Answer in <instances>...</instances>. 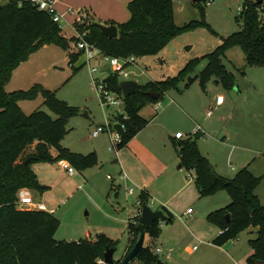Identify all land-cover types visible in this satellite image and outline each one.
Instances as JSON below:
<instances>
[{
  "label": "trees",
  "instance_id": "obj_1",
  "mask_svg": "<svg viewBox=\"0 0 264 264\" xmlns=\"http://www.w3.org/2000/svg\"><path fill=\"white\" fill-rule=\"evenodd\" d=\"M173 2L132 0L128 5L130 18L127 21L119 24L109 22L119 28V35L114 38L104 34L90 14L84 16L82 22L76 21L75 27L80 32L86 31L87 40L111 56L157 54L185 29L206 22L193 20L184 26L178 25ZM236 20L241 24V29L225 37L215 50L204 56L208 60L207 66L199 76L190 77L187 86L199 77L201 85L205 87L206 82L215 77L232 88L235 85V74L227 69L223 58L235 46L243 49L247 66L264 65V1L245 0ZM76 39V36L72 37V40ZM52 43L64 48L70 45L69 38L63 35L62 25L55 22L51 14L40 10L30 0H10L0 6V264H106L107 247L116 250V243L110 237L103 234L96 241L88 238L78 241L57 240L56 233L61 222L55 213L17 206L18 191L21 188L27 187L42 193L50 188L40 182L33 167L35 162L67 159L78 169H87L99 162L96 152L78 153L63 145L70 131L69 121L78 114V107L59 98L56 90L46 89L40 84L29 90H6L14 69L34 51ZM80 55L71 53V64ZM199 62L200 58L191 60L177 76L140 84L138 90L130 96L123 94L117 73L112 71L103 78L107 88L121 96L124 102L126 114L120 115L116 125L122 135L119 149L127 146L148 125L149 120L140 114L141 110L148 103L160 101L168 91L180 90L181 80ZM244 69L242 73H245ZM148 91L159 92L160 99L149 96ZM40 92L45 99L44 105L58 117H53L42 107L30 113L22 109L19 104L21 100L35 98ZM33 144L35 150L24 157ZM179 146L181 165L194 172L200 197L225 190L232 198L228 205L211 212L207 217L221 231L213 242L222 246L237 238L243 230L255 228L257 236L250 239L253 253L249 261L264 264V203L256 193L261 178L248 168L241 169L233 177L219 173L210 158L201 151L198 135L182 140ZM28 158H31L29 163L26 162ZM145 191L143 189L139 195L142 205L144 202L150 203ZM165 210L167 217L151 226L141 223L137 215L128 219L130 246L127 255L143 232L151 240L150 244L143 246L131 264H167L155 251L162 224L174 221L173 213ZM228 214L232 215L230 221L227 219ZM123 260H116V264H121Z\"/></svg>",
  "mask_w": 264,
  "mask_h": 264
},
{
  "label": "rangeland",
  "instance_id": "obj_2",
  "mask_svg": "<svg viewBox=\"0 0 264 264\" xmlns=\"http://www.w3.org/2000/svg\"><path fill=\"white\" fill-rule=\"evenodd\" d=\"M9 1L0 0V5L7 4ZM120 1L122 3L119 6V13L123 11L130 13L128 5L132 0ZM82 2L83 0H63L61 5H58L59 10L63 13L65 12L60 24L63 27V35L70 40L69 47L64 48L52 43L34 51L32 54L40 53L39 55H45L44 61L46 65L52 63L46 66L49 69L44 70L42 73H36L38 68L43 65L41 60V63L38 64L37 60L36 64L31 66L28 74L24 70V73L19 78L18 74L13 77L16 71L14 69L10 81L7 83L9 85H6V90L11 92V88L19 84H23L26 90L31 89L34 85L32 86L26 80H23L27 76L29 81L31 80L33 83L38 81L42 86H48L52 90H56L59 98L79 108L78 114L72 116L69 121L70 131L65 136L63 145L71 148L74 152L83 154H88L99 146L100 154L98 155L100 162L87 169L75 167L76 171L74 174L64 170L57 161L35 162L34 167L37 169L41 181L50 184L51 188L43 193L33 189L31 191L35 201H44L49 208L56 210L55 216L61 222L56 233L57 240L98 239L100 235L104 234L115 241L114 259L119 260L125 254L129 242L128 219L136 213L138 196L142 189L145 188L131 176L126 166L121 165L125 157L121 156V153L123 150L126 151L128 147L138 149L141 143L139 141H142L146 135L141 136L135 142L131 141L132 144L131 142L129 143L131 145L120 149L119 155L109 149L112 144L109 132L106 131L99 137H93V132L98 126L110 123L116 128L120 115L126 113L123 99L121 98L120 100L116 97L117 100L122 102L119 107L112 104L106 107L102 106L89 64L84 63V55L72 64L69 62V59H71L69 55L73 52H79L76 40H72L73 36L79 34V31L74 26L80 15L79 11L85 13V16L90 14L87 11V5ZM244 2L245 0H202L199 2L174 0L175 21L178 25L184 26L193 20H205V24L185 29L157 54L137 57V65L127 68V70L135 69L139 72L145 70L146 73L142 76L131 75L130 79H135L140 84H146L149 80L174 77L180 73L188 62L195 58H200V62L194 70L181 80L179 84L180 90L176 89L171 94L165 93L163 95L161 101L164 102V105L169 101V95L185 93L192 96L197 91H201L205 97L208 96V98L204 99H211L213 94L218 93H222L228 99H230L232 93L239 98V88L246 80L244 75L240 74L238 63L233 62L226 55L223 61L228 69L235 73V85L232 88L223 84L222 81H217L215 77L206 82L205 89L200 84L199 77L193 85L187 86L186 84L190 77L195 78L204 71L208 63L207 58H204L205 54L215 50L225 37L241 29V24L236 18L243 8ZM90 15L97 22H100L98 21L100 19L95 15L92 13ZM47 46L49 48H46ZM229 50L232 53L230 56L236 59L243 49L240 46H235ZM29 58L22 63L28 61ZM97 65L101 67L100 63H97ZM109 73V69L101 68L95 78H105ZM118 78L120 81L124 80L121 74L118 75ZM215 91L217 92L215 93ZM26 100H31V104L24 105L23 110L25 112H32L39 106H43L42 108L53 117H58L55 112L44 105V96L41 92L35 98ZM158 102H155L154 106ZM205 104L202 105L201 112L204 110ZM197 109L200 111L199 107ZM209 109L211 107L206 108L207 111ZM214 114L215 118L218 115L217 109L214 110ZM167 124L173 128L174 132L178 127L176 121L171 119L168 122H162L160 127L151 126L149 132L155 140L152 142L157 146L159 145L161 151L164 150L167 153V157L171 159L172 157H177L179 153L177 145L173 144L169 137L171 129L164 127ZM179 130L186 137L187 128L179 126ZM217 134L208 133L207 135H201L198 137V142H202L205 145L217 144L213 140V136L216 137L218 136ZM196 136L194 134V137ZM222 137L223 135H220L219 139L221 140ZM34 150L35 144L30 145L24 157L31 154ZM138 153V158L133 159L138 162V167L143 170V173L147 174L154 171L153 174H158V178L150 188L153 194V199L150 201L151 206L158 208L164 205V200L172 198V204L175 207L176 218L174 223L171 225L163 223L162 227L164 228L163 231L170 229L172 231L171 236L178 237L176 243L175 241L172 243L176 246V251L172 252L169 248L161 246L163 252L159 253V256L163 261L167 262V264H262L251 262L248 259L252 252L250 239L257 236L255 228L245 229L237 238L227 242L231 243L232 246H236L238 250L235 261L227 260L221 250L209 246L189 233L190 230H198L201 223H206L207 215L211 210L232 201L227 191L222 190L219 194L200 198L198 187L194 182H191L193 179V176H190L191 171L185 167L180 168V159L170 168H161L159 161L148 152L139 150ZM117 158H122V160L115 162ZM122 171H125L130 178L129 186L135 187V192L132 195L128 194L127 183L121 177ZM109 174L114 177V180L108 178ZM186 183H189L188 186H185ZM188 207L195 211L191 217L183 214ZM192 218L195 219L190 222L189 220ZM150 243V237L146 236L145 244ZM191 248L193 249L192 251L190 250Z\"/></svg>",
  "mask_w": 264,
  "mask_h": 264
},
{
  "label": "crops",
  "instance_id": "obj_3",
  "mask_svg": "<svg viewBox=\"0 0 264 264\" xmlns=\"http://www.w3.org/2000/svg\"><path fill=\"white\" fill-rule=\"evenodd\" d=\"M62 1L63 0H60L58 5L59 4L61 5ZM82 3H85L87 5L88 7L87 11H89L90 14L92 13L93 15H95L97 18L100 19L98 21H100L101 23H105L107 25H110L109 23L110 21H113L116 24H119V23H123L127 21L130 18V13H127L126 11L119 13V6L122 3L120 0H83ZM46 48H49V46H47ZM39 54L40 53L32 54L28 61L20 64L19 67L16 68V71L13 77H16L17 74H18V78L21 77L22 74L24 73V70H26V73L28 74L29 70H31V66L35 65L37 60H38L37 61L38 64L41 63L42 61L43 65L40 68H38L36 73H42L44 70L49 69V67H46V66L51 65L52 63H49L48 65H46L44 61L45 55L44 54L39 55ZM230 54L232 53L230 50H228L226 52V56H229V58H231L233 62L238 63L240 74L244 75V79L246 80L243 84L241 83L242 85L239 88V91H240L239 98L235 97V94L233 93L231 94L230 99H228L222 93L213 94L211 99H204V98H208V96L205 97V95H203L201 91H197V93H194L192 96L186 95L185 93H180L176 95H169L170 99L167 102V104L164 105V102L162 101V105L160 108H157L156 106H154V102H153V103H148L141 110L140 114L144 118L149 120V123L131 141L135 142L136 140H138V138H141V136H145V135L146 136L143 140L141 139L142 141H139L141 143L138 149L133 148V147L132 148L128 147L126 151L125 150L122 151L121 156L123 157L125 156V157H124V161L121 162V165L126 166L131 176L134 179H136V181H139L141 185L145 187L143 189L146 190L145 193L149 196L150 201L153 199V194L151 193L150 188L152 184L155 182V180L158 178V174L157 175L153 174L154 171L144 174L143 170H141V168L138 167V162L135 161V159L133 158H138V155H139L138 151L144 150L148 152L149 154H151L154 158H156L159 161L161 168H170L172 165H174L180 159L179 154L177 155V157H172L171 159H169L167 157V153L164 150L161 151L160 146L159 145L157 146L152 142L155 140H154V137H152L151 133L149 132V128H151V126H154L155 128H157L162 125V122H166V121L168 122L169 120L173 119L176 121V124L178 126L175 132L173 131V128L169 126L168 124L165 125L164 127H166L167 129H171L169 132V137L171 138L173 144L176 143L178 146L182 140H185L188 138H194V133L198 125L202 127V131L196 134L198 135V137L201 135H207L208 133H211L212 135H215L218 133L217 134L218 136L216 137L213 136V140H215L217 144L215 143L213 145L211 144L205 145L202 142H198L201 151L208 158H210V160L214 164L217 171L225 176L233 177L241 169L248 168L255 176L260 177L261 182L256 189V193L260 197L261 201L264 203V65L253 66V67L247 66L246 55L243 50L238 56V58L236 59H233L230 56ZM81 56L82 54L79 56V58ZM69 58H70V55H69ZM69 60H70L69 62H71V59ZM137 61L138 60H136V63L133 66L137 65ZM98 63H100L101 68L109 69L110 73L113 71V68L110 67L109 64L103 61H98ZM242 69L245 70V73L241 72ZM131 71H132V75H135V76H140V75L142 76L146 73L145 70H142L141 72H139L138 70L132 69ZM110 73L108 74V76L110 75ZM164 79L166 78L149 80V81H159V80H164ZM23 80H26L27 83H30V85L32 86L36 84H40L38 81H36L35 83H33V81L31 80L29 81V78L27 76L24 77ZM195 82L196 80L190 83V85H193ZM43 87L46 89L52 90L51 87H48V86H43ZM11 89H10L11 92L13 90L14 91L22 90V89L26 90L23 84H19L18 86L14 88L12 87ZM173 91L174 90H170L167 93L171 94V92ZM217 91H215V93ZM219 96L224 97V102L221 104L217 103V98ZM30 101L26 99L21 100L19 104L22 107V109H24V105L31 104ZM26 102H30V103H26ZM204 103L206 104H205L204 110L201 112V107ZM197 107L200 108V111H198ZM207 107H211V108L214 107L215 108L214 110L217 109L218 115L214 118L215 114L213 111V114L209 116L206 113L208 112L206 110ZM27 113H30V112H27ZM179 126H183L187 128L186 137L184 135L183 138H176V133L181 132V130H179ZM220 135L221 136L223 135L221 140L219 139ZM131 144H128V145H131ZM92 152H96L97 154H100L99 146L98 148L95 147V149ZM56 153L57 152L55 151L54 154ZM118 158L115 160V162H119L120 160H122V158L120 159ZM180 168L182 169L183 167L180 166ZM34 170L38 174L37 169L35 167H34ZM190 176L191 177L193 176V179L191 180V182L195 183L194 181L195 174L193 171H191ZM38 177L42 184L48 185L51 188L50 184H46L41 181V177L39 176V174H38ZM188 184L189 183H186L185 186H188ZM219 193L220 192L216 194H219ZM200 198H203V197H200ZM139 201L140 200L138 196L137 211L139 210V206H138ZM163 202H164L163 206H160L158 208H154V207L153 208L163 209L164 211H166L165 209H167V211L173 213L174 221H175L176 214L174 213L175 207L172 204V198H168L167 200H164ZM230 202L231 201L227 202L226 204H222V206L214 210H211L208 213V215L211 212L228 205ZM190 208L191 207H188L183 213L187 217H191L195 212L193 210L191 213L186 214L188 209ZM194 219L195 218H192L189 221L191 222ZM174 221L168 225L173 224ZM205 222H206L205 224L201 223L200 228L198 230H194V231L190 230L189 233H191V236L201 239V241L205 242L209 246H213V248L214 247L217 248V250H221V252H223L224 255L226 256L227 260L235 261L237 257V253H238L236 246L234 245L232 246L231 243H226L222 246L216 245L213 241L220 233V228L217 225L211 223L208 220V218H207V221ZM163 229L164 228L162 227V232L159 238H157L156 240V248L164 246V247L169 248L172 252L173 251L175 252L176 246L173 245L172 243L173 241H175L176 243L178 237L171 236L172 231L170 229H168V231L167 229L163 231ZM88 239L92 241L97 240V239H90V238ZM159 240H160V243H159ZM129 246H130V240L126 247L125 254L121 258L122 260L127 255ZM190 250L192 251L193 249L191 248ZM252 253H253V249H252L251 254ZM251 254L249 255V257L251 256Z\"/></svg>",
  "mask_w": 264,
  "mask_h": 264
},
{
  "label": "built area",
  "instance_id": "obj_4",
  "mask_svg": "<svg viewBox=\"0 0 264 264\" xmlns=\"http://www.w3.org/2000/svg\"><path fill=\"white\" fill-rule=\"evenodd\" d=\"M33 4H35L40 10H44L48 12L49 14L52 15L53 19L55 22L60 23L62 18L65 16L64 13L60 12L58 9V3L60 0H30ZM243 9V8H242ZM241 9V11H242ZM240 11V12H241ZM80 15L77 18L76 21L82 22L85 16V13L79 11ZM75 26V25H74ZM76 28V27H75ZM77 30V28H76ZM79 31V30H77ZM87 32H80L79 34L75 35L77 37L76 39V45L77 49L79 52L85 56L84 58V63L89 64L91 73L93 75V79L95 81V84L97 86L98 92H99V97L102 103L103 107H106L107 105H115L117 107L122 105V102L117 100L122 99L121 96L117 95L113 91L109 90L107 88L106 83L104 82L103 78H95V75L99 73L101 67L97 65L98 61H103L107 64L110 65V67L113 68V71L117 73L118 75L121 74L124 78V80L130 79L132 75V71H128L127 68H130L136 63L137 57L134 55L127 56V57H118V56H111L103 52L98 46L90 41L87 40L86 38ZM94 62V63H93ZM117 97V98H116ZM120 99V100H121ZM224 102V97L219 96L217 98V103L221 104ZM162 105V101L160 100L157 104L156 107L160 108ZM124 106V102H123ZM214 107L208 110L207 114L211 116L213 114ZM127 117V116H126ZM109 132L111 136V141L112 144L110 145L109 149L112 152H115L116 155H119V146L118 143L122 139L121 132L117 129L114 128L113 125L110 123H107L103 126H98L94 132L93 136L97 137L101 135L103 132ZM202 131V127L200 125L197 126L195 133L198 134ZM184 134L182 132L176 133V138H183ZM61 167L64 170H67L70 174H74L76 169L75 167L67 160V159H61L58 161ZM121 177L126 181L127 186H128V194L132 195L135 192V187L129 186L130 183V178L128 174L125 171H122ZM108 178L111 180H114V177L112 175H108ZM17 206L19 208H27V209H38V210H43L47 211L49 213H55V209H51L48 207V205L43 202V201H35L34 196L32 194L31 189L24 187L21 188L18 191V199H17ZM139 210L137 213H135L133 216L137 215L140 217L141 211H142V204L139 201L138 202ZM193 210L192 208L188 209L187 213H191ZM221 232V231H220ZM156 253H161L162 249L161 247H157L155 249Z\"/></svg>",
  "mask_w": 264,
  "mask_h": 264
},
{
  "label": "water",
  "instance_id": "obj_5",
  "mask_svg": "<svg viewBox=\"0 0 264 264\" xmlns=\"http://www.w3.org/2000/svg\"><path fill=\"white\" fill-rule=\"evenodd\" d=\"M194 2H199L202 0H193ZM256 2H263L264 0H255ZM97 25L101 28L102 32L108 35L110 38L117 37L119 35V28L116 24L107 25L105 23L97 22ZM121 89L125 96H130L134 94L140 83L135 79H127L123 80L120 83ZM147 94L154 99H160V93L157 91H148ZM31 158L27 159V163H29ZM182 167V165H180ZM167 217L166 212L163 209H154L148 202H144L142 205V211L140 215V221L144 225L151 226L154 222L159 220H164ZM227 219L230 221L232 219V215L228 214ZM147 233L143 232L135 244L134 248L128 253V255L124 258L121 264H131V262L138 256L140 250L145 245ZM115 248L107 247L105 252V263L106 264H116V260L114 259Z\"/></svg>",
  "mask_w": 264,
  "mask_h": 264
}]
</instances>
